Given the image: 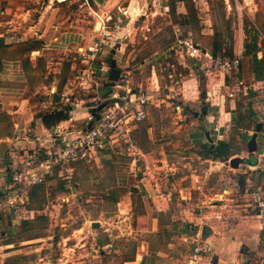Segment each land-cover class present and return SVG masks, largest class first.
Segmentation results:
<instances>
[{
	"label": "rangeland",
	"instance_id": "1",
	"mask_svg": "<svg viewBox=\"0 0 264 264\" xmlns=\"http://www.w3.org/2000/svg\"><path fill=\"white\" fill-rule=\"evenodd\" d=\"M105 1L103 0L99 4L96 0H89L92 11L99 13V18L95 14L90 15L86 6H81L78 2L58 5L50 4L48 0L19 2L0 0V12H7L6 16L0 14V23H3L0 27V34L13 31V27L14 30L19 27L21 19H18L11 10L17 5L21 7L20 11L27 8L31 10L29 19L24 25L37 22V16L42 15L44 10L49 7L44 14V21L51 18L54 25L62 23V29L67 28L70 24H77L79 28L88 32L90 44L87 49L102 38L105 44L94 60L97 68L101 66L110 68L107 59H114L116 61L115 68L119 71L128 70L131 72L133 86L145 84L144 77L149 76L154 69L159 81L158 85H154L152 88L144 87L153 92L156 97L154 98L155 104H159L157 97L162 96L166 101L160 105L162 109L160 113L151 108L148 118L141 125L152 128V130L149 129L152 140L158 139L167 143L162 147L163 159L161 163L153 164L149 159V161L143 159L144 156L140 159L135 157L136 162L129 166L128 163L132 156L128 155L125 148L121 150L103 149L101 151L105 152L101 155L98 153L99 159L96 164L74 166L73 179L69 184L57 175L58 177H52V179L47 178L33 198L27 190V194L22 196V204L17 209L12 212L3 210L7 213L0 214L3 221L0 226V234L2 231V236L7 233V237L12 238L13 241L31 238L34 240L31 246L33 249L40 250V255L52 261H65L66 264H75L78 259V251L81 250H85L86 253L96 252L93 264H121L122 261L134 258V253L140 247L141 242L156 244L158 249L171 252L172 256L180 260V264H183V258L188 256L189 249L180 238H176L175 231L181 230L182 226L189 225L191 222V224L197 225V230L204 225L211 229L213 226L215 231L219 226L233 231L238 228L239 235L232 232L234 234L229 236L232 238L237 235L241 237L238 245L239 250L235 251V257L239 259V264H264V204L258 203H264L262 190L264 181L259 179V173L264 172V123H261L263 125L257 133V150L253 155H249L246 144L255 132V126L250 125V130L236 129L232 121L233 115L239 113L241 107L247 112L255 111L259 115L258 121H263L264 78L258 82L252 80L254 75H251L253 72L250 57L244 55V48L240 54L242 56L240 69L229 73L224 87L217 88L215 85L214 82L217 81L219 75L218 71L204 55H200L197 59H190L194 61L192 64L194 66L188 60L191 57L186 55L185 60L189 63H186L188 67L187 65L183 68L178 67L176 64L177 55L174 52L169 53V48L173 43L174 28L180 26L184 33L189 32V28L181 26L182 21L177 19L178 8L183 9V13L185 11L182 3L178 0H135L137 8H132V12H129L132 0H114V3L109 1L107 4L104 3ZM195 2L205 34L210 29L216 32L218 34L216 41L222 40L224 44H227L222 47L226 55L239 56V47L236 48V43L239 41L240 32L244 44H250L252 34H255L257 46L261 50L260 55L264 56V0H195ZM221 2H223L222 5ZM104 4L106 5L101 7ZM166 4L169 5L168 13L160 9ZM159 5L158 10L157 6ZM171 5L173 9H176L175 15L171 14ZM176 21L180 25L174 23ZM128 25H130L129 30L125 32L126 37H122L119 50H116L115 55L109 57L111 50L115 49L117 44L118 33ZM42 27L43 25L39 28ZM106 31L107 35H105ZM205 36H203L205 39L201 46L198 47L201 51H210L213 37ZM110 44L112 47L109 46ZM88 53L89 51H87ZM72 56L75 57L73 67L84 69L85 65L80 63L81 51L79 50ZM42 58L45 60L46 66L49 67V70L46 69L47 72H56V68L69 63L65 56L52 51L43 52ZM142 61L144 64L140 66ZM56 63L60 64L56 65ZM202 65L207 66L208 72L201 70ZM169 72L170 74H168ZM191 72L195 80L189 84L191 88L187 85L188 89L185 91L187 93L183 99L180 94L175 93L177 88L174 87L175 91H172L169 75L172 76V80H179V84H181V81L184 83L188 78H192ZM97 73L94 80L98 82V88L96 85L91 88L88 84L84 85L85 89L79 87L74 80V70L67 82V85L72 84L69 86L72 93L65 90L69 93L68 96H72V99L88 101L85 102L87 113L88 107L94 105L90 103L93 98L107 97L114 92L112 88L108 87L103 90L102 84L109 81L108 76H105L104 72ZM216 75L217 77H215ZM48 78L50 77L48 76ZM239 79L244 82L247 89H244L242 84L239 85ZM41 80L46 81L44 78ZM193 84L194 87L196 86L194 89ZM40 86V84L35 86L34 90L26 89L23 97L28 98L29 103L40 101L39 94L46 92V90H41ZM212 86H215V91H220V99L215 101L221 108L222 119L225 118L228 123L221 128L220 135L219 132L211 130L210 138L214 146L222 136L221 141L229 143L232 156L226 162L204 161L197 153L202 150V145L210 144L204 137L203 131L206 130H203L204 118L201 111L205 107H210V102H214V97H211L209 103L206 101L208 98L206 90L212 89ZM35 92L38 93L34 96ZM201 92L204 97L200 96ZM191 94L199 98L194 104L187 101L191 98L188 97ZM45 98L43 96L42 100L46 101ZM165 102L170 105L164 107ZM65 105L66 103L61 106L65 108ZM177 105L181 106L176 109ZM194 113H199L200 118H196ZM85 117L86 115L79 123L75 124L74 121L72 123L79 127L84 123ZM215 117H219V114H216ZM63 130L74 131L68 126L62 127L60 131L64 132ZM19 150L20 148L15 151V161L21 157ZM235 156L246 159L254 157L257 160V165L250 167L248 163H242L237 169H233L226 163ZM145 172L153 174L155 178L150 180L151 185L154 181L168 184L167 188L172 194V203L175 208L180 209L181 206L187 208L184 223L175 220L177 214L174 210L172 213H165L162 219L164 234L163 238H159L160 240L156 237L158 235L133 232L130 227L134 221L137 222V219L133 218V209L138 213L139 211L135 207L138 208L145 201V198L142 197L144 193H141V190L144 192L143 188L139 187L138 183ZM247 176L246 187L244 182L242 187L239 185L240 181L241 179L244 181L243 178ZM156 177L159 178L156 179ZM225 187L229 194L224 193ZM180 192H182V196H188V198L182 200ZM130 193H132V204L127 205L124 197ZM2 196L3 193L0 195V201ZM40 204L41 210H27L29 205L37 208ZM218 213H220V218L217 216ZM17 215L20 217L29 216L30 219L38 217L44 219L42 222H38V225L36 224L35 229H30L21 226L22 219L19 220ZM93 223H98L99 227L92 228ZM186 227L188 229V226ZM166 234L170 242L168 244L170 249H165L161 241V239H166ZM214 235L222 237L221 230L219 229ZM106 240H109L110 244L101 247L99 241ZM81 244H84L83 249L80 247ZM212 252L213 255L216 254L214 248ZM214 256L209 264H236L235 259L230 261V259L222 257V261L219 262L217 261L219 257L216 256V259ZM67 260L70 262L68 263Z\"/></svg>",
	"mask_w": 264,
	"mask_h": 264
},
{
	"label": "crops",
	"instance_id": "2",
	"mask_svg": "<svg viewBox=\"0 0 264 264\" xmlns=\"http://www.w3.org/2000/svg\"><path fill=\"white\" fill-rule=\"evenodd\" d=\"M15 1L19 2V1H24V0H15ZM106 1L104 2L106 4L109 1L114 3V0H106ZM192 1H193L195 11H196V17L198 20V25L200 28V41L199 42H197V43L195 42L192 30L188 27L189 22H188V17L186 15V11H184V13H183V11H182L183 9L180 10V8H178L179 9L178 13L176 14V9H175V14L177 15V19L179 21H182L181 26H187L189 28V32H191V34H192V38L194 40V43L197 44L198 46L199 45L201 46L202 41L205 39L203 36L206 35L205 37H207V36L213 37L214 32H213V30L210 29L209 31L207 30L206 34H205L204 29L202 28V24L200 22L201 17L199 16L197 7L195 5L196 2H195V0H192ZM132 2H133V0L131 1V4H132ZM178 2L182 3L180 0H178ZM101 3H99V4H101ZM106 4L102 5L101 7L105 6ZM182 6H183V3H182ZM134 7L137 8L136 2L134 4L133 8ZM157 7L159 10L160 5ZM183 8H184V6H183ZM9 9H10V7H9ZM48 9H49V7H47L44 10L42 15L40 14L37 16V22H33L31 24L24 25L28 21L27 19H29V15H30L31 10H29V8H27L26 10L20 11L21 7H19V5H17L15 8H13L11 10L13 11V14L17 15L18 19H21V23L20 22H19V24L17 23L19 27H17L15 30L13 27V31H8V32L6 31L3 35L0 34V41L6 46H10L11 50L15 49V47L18 44H20L24 41H27V40H34V41L41 42L42 48L40 50H33L29 53H24L25 59L28 61L30 66L34 67L37 65V62L39 60H41V59L44 60L42 58L43 52L52 51V52H55L57 54H60V55H63L66 57L67 61H69V63H70V71H71V72H69L68 77L66 78L65 82L62 84V88L59 90L58 89V86H59L58 74L60 73L62 66L59 68H56V72H49V71L47 72V70H49V67L46 66V63H45V77L44 78H45L46 82L45 83L44 82L38 83L35 86H38L40 84L41 86L39 88L41 90H46V92H42L39 94L40 101H35L33 103H29L28 98L23 97L24 96L23 94L25 93L26 89L30 90L31 86L28 82V78L25 77V73L23 71L21 62L18 60H3L2 61V67L0 70V115L4 116L7 119L4 122V124L7 123V126H9L10 134L0 137V150H1L0 151V195L4 192L5 187L8 186V184L10 182V177H11L12 173L15 171L14 169H18L21 167V164H20L21 163V157H22L25 150H30V149H34V148H43V149L44 148H50L51 146H53L52 139L58 141L59 137H58L57 133L61 132L60 130L62 129V127L68 126L72 130L78 129L82 126L83 123L81 125H79V127L74 125V123L75 124L79 123V121L85 115H87L86 114L87 108L85 106V102H88V101L79 99L81 101L77 106L68 107L67 105H65L66 106L65 108H69L68 113H67L68 118L66 120L59 122L58 125H56L55 127L51 128V129L45 128L43 123H42L41 116H43L45 114H49L52 111H57L59 109L64 108L63 106H61L64 104V101L60 100V94L63 92V94H65V96H66L69 94L68 92L72 93V90L69 87L72 84L67 85V82L71 78L70 76L73 73V70L75 69L73 67L75 57L72 56V54L79 52V50L81 52H85L87 50L88 45L90 44V41H89L90 37L88 35V32H85L84 29L79 28V26H77V24L76 25L70 24L67 26V28L62 29V26H61L62 23H58L57 25H54L51 18L48 19V21H44V14L48 11ZM100 9H102V8H100ZM160 9H163L165 13H168L170 11L169 5H167V4L163 5ZM154 10H156V7H154ZM184 10H185V8H184ZM16 12H17V14H16ZM6 13L7 12H5V11L0 12V14L2 16H4V15L6 16ZM15 15H13V16L15 17ZM184 23H186V24H184ZM176 24H179V23H176ZM1 25H3V23H0V27H1ZM42 25H43V27L39 28ZM212 43H213V40L211 41V48H212ZM225 45H227V44L223 43L221 48ZM243 45H244V40L242 39V37H240V32H239V41L236 43V48L239 47L238 48L239 49V56H235L234 58H239V60L242 59V56L240 54L243 51V48H244ZM210 51H211V49H210ZM210 51H208V50L201 51V53H202L201 55L206 54L207 56L211 57ZM172 52H174L175 55H177L176 56L177 57V63L176 64L178 65V67L183 68V67H186V65L188 67L189 63H188V61L186 62L184 55H179L174 50H171V47H170L169 53H172ZM260 54H261V50L258 48V52H257L258 58L263 56ZM77 55H79V54H77ZM223 57H225V56L224 55L223 56L217 55L216 58H214V59L212 57L211 58L213 60H215V59L217 60V59H221ZM190 59L193 60L194 58H189L188 60H190ZM192 60H190L192 62L191 65L194 64V61H192ZM186 63H188V64H186ZM59 64L60 63H56V65H59ZM143 64H144V61H142L140 63V66H142ZM192 66H194V65H192ZM239 66H240V64H239ZM151 67L154 68L153 66H151ZM201 70L202 71L206 70L205 72H208L207 66L202 65ZM109 71H110V68H109ZM128 72H130V71H128ZM201 74H202V72H201ZM218 74H219L218 79L214 83L217 86V88H219V86L224 87L226 85V77L229 74L221 73L219 71H218ZM104 75L109 76V73H104ZM251 75H254V74L252 73ZM48 76L50 78H48ZM190 76L192 78H188L187 81H185L184 83H183V81H181V84H179L180 83L179 82L177 85H174V81H176V80H171L172 91L173 92L175 91L173 89L174 87L177 88L176 91H178V92L175 91V93L180 94L183 99H185V93H187L185 91L188 89L189 84L193 80H195V77H194L192 72H191ZM203 77H205V76H203ZM215 77H217V75ZM252 80L256 81L257 79H255V77L253 76ZM258 81L259 80H257V82ZM144 83L145 84H143V86H146L148 88H152L154 85H156V86L158 85L159 81H158V78H157V75H156V72L154 69L151 71L149 76L144 77ZM241 84L243 85L244 89H247L246 86L244 85V82L239 79V85H241ZM102 85L104 86L105 83ZM35 86H33V88H32L33 90H34ZM104 88H106V87L104 86ZM189 88H191V87L189 86ZM194 88H196V86L194 87V84H193V89ZM65 90L66 91L68 90V92H65ZM37 93L38 92H35L34 96ZM206 95L208 96V98H206V101H208V103H209V101H211V99H212L211 97H214V102H212V103L210 102L209 105L211 108L207 107V108L203 109L206 112L205 115H202L203 110L201 111V115L204 118L203 130H206V131H203L204 137H205L206 132L209 134V137H210V131L211 130L214 131L215 127L218 128V132H219L218 134L220 135L221 128L225 127L228 123L227 122L228 120H225V118L222 119L221 108L219 107V103L215 101V100L218 101L220 99V91H215V86H212V89L206 90ZM43 96L46 97L45 98L46 101L42 100ZM188 97H191V98H189V100H187L191 104L196 103V101L199 99L198 96H193V94H191V96H188ZM154 98H156V97L153 94V99ZM157 98H158V100L157 99H155V100H157V102H159V104H155V106H152L151 108L158 110V112L160 113L162 111V109L160 108V105L162 103H164V101H166V99H164L162 96L157 97ZM60 102L61 103L63 102V104H61ZM169 105H170L169 103L165 102L164 107H167ZM178 106L180 107L181 105H177L176 109L179 108ZM215 107H217V108H215ZM69 111H71V113H69ZM150 111H151V109L149 110V114H150ZM216 114H219V117H215ZM196 118H200V115ZM228 119L230 120V118H228ZM73 121H74V123H72ZM260 122L264 123V119H263V121L261 120ZM149 129L152 130V128H149ZM67 130H69V129L67 128ZM224 133H225V131H224ZM68 137H70V136L69 135L66 136V138H68ZM222 137H220L221 139L219 141L222 140ZM154 141H160V140H158V139L152 140V142H154ZM55 144H57V142H55ZM210 145L214 146L213 144H210ZM18 147L20 148L19 155H21V157H20V159L15 161L14 155H15V151L19 149ZM138 149L140 150V156H138V159H140L142 156H144L143 159H145V160L149 159L153 164H158L157 162H155V161L151 160L149 157H147L146 154L144 152H142V150L140 148H138ZM203 160L207 161L206 159H203ZM135 162H136V158L132 157L131 161L128 164H129V166H132V165H134ZM255 164L257 165V163H255ZM255 164L252 166L251 165H248V166L255 167ZM158 178L159 177H156V179H158ZM246 178H248V176L243 178L244 179L243 182H244L245 187L247 184ZM152 179H155L153 174L145 172V173H143V176L140 177V180L138 182L139 187L143 188V191H144V192H142V190H141V193H144V194H142V197L145 198V201L143 202L142 208H143V213H144L143 218H145L146 229L143 231L135 229L133 227V223L135 222L134 221L130 226L131 230L133 232H137V233H141V234H156L160 229L159 228V214L163 213L165 215L166 212L172 213L173 210H174L175 214H177V218L175 220L183 222V223L185 221L184 217H186V215H187V208H183V206H181L182 208H180V209H178L177 207L175 208V206L172 203V194L167 188L168 184H164L162 181H159V183L154 181L151 185L150 180H152ZM227 190L228 189L226 188V191ZM180 193H181V199L182 200L188 198V196H186V197L182 196V192H180ZM225 194H229V192L227 191ZM173 207H174V209H173ZM12 211L13 210H9V212H12ZM26 212L28 213V211H26ZM2 213H7V212H4L3 210H1L0 214H2ZM17 216H18L17 218L19 220L20 219H22V220L30 219L29 216H26V217L25 216L20 217V215H17ZM217 216H218V218H220V213H218ZM2 222H3L2 216L0 215V226H1ZM137 222H135V223L137 224ZM189 223H190L189 225L195 227V231L200 232L201 229L197 230V228H196L197 225H193V224H191V222H189ZM13 224H14V222H13ZM211 227H212V229L209 227L211 229V235L209 236L208 240H206L211 245V251L209 254L202 257L201 264H209V262L213 259L214 255L219 257V259H217V257L214 256V258H216L217 261H219V262L222 261V257H223L226 259H230V261H231V259H235L236 264H239V259L235 257L236 256L235 251L237 249L239 250V246H238L239 241H240L239 239H241V237L238 236L239 235V229L236 228L235 231L226 230V229H224L225 227L219 226L217 228V230L215 231V228H213V226H211ZM219 229L221 230L222 237H217V235H214V234H217ZM213 231H214V234H213ZM232 232L238 233V235L236 237L232 238L231 236H229L231 234H234ZM2 233H3V231H2ZM176 233H177V235H175V236H177L176 237L177 239H179V238L182 239V237L184 235L188 234L186 232H181V233L176 232ZM1 234H0V264H26V263L27 264H66L65 261H64L65 262L64 263V262H61L59 260L61 262L60 263L59 261H52V260H49L48 258L44 257L43 255H40V253H41L40 250L33 249V246H31L34 243L33 239L27 240V241H22V242H12L13 241L12 238L7 237V235H8L7 233H4L3 236ZM80 247H81V249H83L84 244H81ZM163 247H165V249H167V248L170 249L168 247V244L164 245ZM213 248L216 251V254H214V255L212 252ZM95 253H96L95 251L91 252V253H86L85 250L78 251V254H77L78 259H77V262L75 264H93L94 263L93 259L95 258ZM67 261H68V263L70 262L69 260H67ZM217 261H214V263H217ZM121 264H180V260L175 259V257L172 256L171 252L169 253L166 250L164 251L161 248L158 249L156 246H151V243L141 242L140 247H138L134 253V258L122 261ZM183 264H186V256L183 258Z\"/></svg>",
	"mask_w": 264,
	"mask_h": 264
},
{
	"label": "built area",
	"instance_id": "3",
	"mask_svg": "<svg viewBox=\"0 0 264 264\" xmlns=\"http://www.w3.org/2000/svg\"><path fill=\"white\" fill-rule=\"evenodd\" d=\"M48 2L58 5L78 2L81 6H86L90 15L95 14L96 17L100 18L97 13L92 11L89 0H48ZM101 21L103 22L104 20L101 19ZM107 34L106 31L105 35ZM173 36L171 50H174L179 55H187L194 59L200 57L202 54L201 50L194 43L191 32L184 33L180 26H176ZM122 37H126V34L118 36L117 40L119 39V42H121ZM103 44L105 43L101 38L85 52H81L80 63L85 65V68L74 69V80L82 89H85V84H88L91 88L96 85V88H98L99 84L94 80L95 76L98 75L97 72L109 73L107 66L97 68L94 63L95 57L101 52ZM112 44L109 46L112 47ZM87 51H89L88 54ZM204 55L211 61L214 69L221 73L229 74L230 72L238 71L239 58L228 59L223 57L213 60L206 54ZM169 77L172 80V76L169 75ZM179 82V80L174 81V85ZM112 89L114 92L107 97L101 98L98 96L93 98L90 103L94 105L88 107L89 111L80 128L72 132L66 130L61 133L58 132L59 139L58 141L52 139L53 146L50 148H35L24 151L21 157V167L12 173L10 182L4 189L0 201V211L17 209L22 204L23 194L26 195L27 190L32 186L41 184L48 176L56 174L69 184L70 180L73 179L74 166L78 163H82L85 166L96 164L100 150H121L125 148L129 156L135 158L140 155V150L132 139V132L139 123L147 119L149 110L152 106H155L153 92L141 84L133 86V79L128 70L120 71L118 80ZM60 96L68 107L77 106L81 101L78 98L72 99L70 95L65 96L63 93ZM100 105H103V107L97 111ZM214 131L217 133L218 128L215 127ZM68 135L70 137L66 138ZM226 192L225 187L224 193ZM188 230L190 231L191 228H188ZM181 240L189 249L186 264H201L202 257L211 251V245L209 242L201 240L199 231L191 233L190 236L184 235Z\"/></svg>",
	"mask_w": 264,
	"mask_h": 264
},
{
	"label": "trees",
	"instance_id": "4",
	"mask_svg": "<svg viewBox=\"0 0 264 264\" xmlns=\"http://www.w3.org/2000/svg\"><path fill=\"white\" fill-rule=\"evenodd\" d=\"M183 3V6L185 8L186 11V15L188 17V22H189V28L192 30L193 33V37L195 42H199L200 41V28L198 25V20L196 17V11L193 5V1L192 0H180ZM223 2H221L222 5ZM175 15V9L172 8L171 5V14ZM223 14L221 13V16ZM174 23H177L174 22ZM186 24V23H184ZM253 36L251 37V43L250 44H244V55L245 56H249L250 57V63L252 65V72L254 74L255 79L257 80H262L264 78V56H261L260 58L257 57V52H258V46H257V38L255 34H252ZM218 34L216 32L213 33V43H212V48L210 51L211 57L214 59L217 57V55H221V56H225L227 58H233L235 56L232 57L231 54L226 55L225 54V50L221 48L223 42L222 40L217 42L216 38H217ZM41 47V42L39 41H34V40H27L24 41L20 44H18L15 49L11 50L10 46H6L4 45L1 41H0V70L2 67V61L3 60H18L21 62L23 71L25 73V77L28 78V82L31 86H35L38 83L41 82H46L41 80L42 78L45 77V61L44 60H39L37 62L36 66H30L28 61L25 59L24 53H29L33 50H40ZM108 63L111 62V59L108 58L107 59ZM240 67V66H239ZM240 69V68H239ZM70 72V63L64 64L61 67V71L58 74V81H59V86L58 89L60 90L62 88V84L65 82L68 74ZM45 79V78H44ZM103 90H105V88H103ZM203 92L200 93V96L204 97V95L202 94ZM206 108V107H205ZM204 108V109H205ZM68 110L69 108H63V109H59L57 111H52L49 114H45L43 116H41L42 118V123L44 125L45 128L47 129H51L53 127H55L56 125H58L59 122L64 121L68 118ZM247 116V117H246ZM259 115L255 112V111H251L249 110L248 112L246 110H244L242 107L239 108V113H236V115H233L232 117V121L234 123V126L236 129H247L250 130V125H256L257 121H258ZM7 119L0 115V137L4 136V135H9L10 131H9V126H7V123L4 124V122ZM146 121V120H145ZM5 125V126H4ZM150 126H142L141 123L138 124L137 128L132 132V139L135 142V144L137 145L138 148H140L147 157H149L151 160L157 162V163H161L162 159H163V151H162V147L167 144L165 141H154L152 142V138H151V134H150V130H149ZM148 147H147V146ZM201 151L197 152L203 159L206 160H212V161H219V162H226L231 156V150L229 148V143L228 142H224V141H219L217 144H215V146L212 145H202L201 146ZM103 152L105 151H99V155H101ZM251 165H254L256 163V158L254 157H250L247 160ZM75 166H83L82 163H78ZM52 177H58L56 174H54L53 176H48L47 178H51ZM46 178V179H47ZM259 179L260 181H264V172H260L259 173ZM44 182H42L39 185H35L32 186L29 189V192L31 194V198L34 197V195L38 192V190L40 188H42ZM243 185V180L240 181V184ZM263 190V194H264V186L262 187ZM132 200V193L128 194L127 196L124 197V201L125 203H127V205L132 204L131 202ZM33 202V201H31ZM31 205V204H30ZM28 206L27 210L29 211H38L41 210V204L39 206H37V208L34 206V208L32 206ZM139 212L136 213L137 211L133 209V217L135 219H137V224L134 222L133 223V227L135 229L138 230H145L146 226H145V218H143V208L142 205L140 204L139 207H135ZM164 214L160 213L159 214V231L155 234L158 235L156 237H158V239L161 237L163 238V234L164 232H162L163 230V226H162V219H163ZM44 218L38 217L36 219H24L21 220V226L25 227V228H30V229H35L36 224L38 225L40 222L43 221ZM39 222V223H38ZM178 225V224H175ZM182 226V225H180ZM191 228L190 231H188L187 227ZM176 232L181 233V232H186L188 233L187 235L190 236L191 233L196 232L195 231V227L191 226V225H187L185 224V226H182L181 230H177ZM190 232V233H189ZM165 240L161 239L163 245H167L170 242L168 241V235L166 234L165 236ZM27 240H32L31 238H25V239H19V240H15L12 242H22V241H27ZM160 240V239H159ZM159 241V242H161ZM100 246L104 247L105 245L110 244L109 240L106 241H99ZM151 246H156V244H153L151 242Z\"/></svg>",
	"mask_w": 264,
	"mask_h": 264
},
{
	"label": "water",
	"instance_id": "5",
	"mask_svg": "<svg viewBox=\"0 0 264 264\" xmlns=\"http://www.w3.org/2000/svg\"><path fill=\"white\" fill-rule=\"evenodd\" d=\"M103 0H96L97 3H101ZM135 4V0H133L132 4L130 5L129 8V12H132V8ZM132 15V14H131ZM130 25H128L124 30H122L121 32L118 33V36H122L125 32H127L129 30ZM120 40H117V44L115 46V49L111 50V53L109 55V57H112L113 55H115L116 50H119L120 48ZM116 66V61L114 59H111L110 62V71H109V76H108V82L105 83V87L108 88H112L115 84V82L118 80L119 77V73L120 71L115 68ZM103 107V105H100L97 108V111H99L101 108ZM264 112V109H263ZM206 112L203 110L202 111V115H205ZM195 117H198L199 114L198 113H194ZM261 122H257L255 125V132L251 135L250 139L248 140L246 147H247V152L249 155H253L255 153V151L257 150V144H256V137H257V133L261 130ZM205 137L208 140V142L210 144H212V140L209 137V134L206 132L205 133ZM248 159L246 158H241V157H232L226 164L229 165V167L233 168V169H237L239 167L240 164L242 163H248V165H251L248 161ZM252 166V165H251ZM99 227L98 223H93L92 224V228H97ZM211 235V229L204 225L202 226L201 230H200V238L202 241H206L208 240L209 236Z\"/></svg>",
	"mask_w": 264,
	"mask_h": 264
}]
</instances>
